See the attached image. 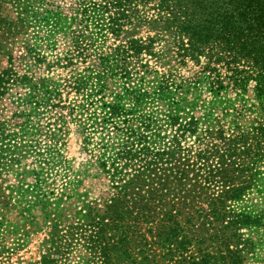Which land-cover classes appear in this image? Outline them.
Wrapping results in <instances>:
<instances>
[{
	"label": "trees",
	"instance_id": "trees-1",
	"mask_svg": "<svg viewBox=\"0 0 264 264\" xmlns=\"http://www.w3.org/2000/svg\"><path fill=\"white\" fill-rule=\"evenodd\" d=\"M3 2L0 29L12 26L1 17ZM75 6L85 30L115 40L114 55L99 60L104 70H118L129 81L136 73L132 64L136 71L143 69L141 82L149 75L144 58L155 56L154 39L118 42L134 21L169 30L178 64L191 63L197 70L191 83L172 86L163 77L152 90L128 86L127 136L108 156L103 150L97 157L114 191L102 209L85 210L86 223L68 226L67 239L80 240L89 232L99 264H112V250L128 255V264H245L248 256L253 259L255 247L264 246V232L257 233L264 226V210L254 215L238 204L249 190L264 189V0H76ZM82 43L75 41L74 49ZM94 75L79 78L73 91L99 79ZM201 86L213 97L231 92L243 100L250 92L251 125L210 120L214 100L196 116V101L179 90ZM101 90L100 85L95 92ZM160 100L162 106L144 111L145 103ZM106 108L109 118L120 116L117 102ZM244 229L253 235L245 236Z\"/></svg>",
	"mask_w": 264,
	"mask_h": 264
},
{
	"label": "rangeland",
	"instance_id": "rangeland-1",
	"mask_svg": "<svg viewBox=\"0 0 264 264\" xmlns=\"http://www.w3.org/2000/svg\"><path fill=\"white\" fill-rule=\"evenodd\" d=\"M75 1L2 3L1 17L12 26L6 27L9 31L5 26L0 29V135H15L0 138V264H99L98 246L95 250L89 232L73 241L66 235L69 225L86 223L85 210L102 209V202L114 191L97 157L103 150L108 156L107 151L127 136L128 122L123 119H128L124 113L131 108L128 86L142 84L152 90L163 77L172 86L194 81L197 67L178 64L171 32L148 22L134 21L118 42L131 37L154 39L155 56L144 58L149 75L141 82L143 69L136 71L132 64L136 73L129 81L118 70H104L99 60L114 55L115 40L85 30ZM75 41L84 42L79 50L73 47ZM90 73L100 75L99 79H88V86L75 93V82ZM100 85L102 90L96 93ZM179 95L196 101V116L214 100L217 106L211 107L210 120L238 122L246 128L255 119L250 92L243 100L231 92L213 97L201 86L188 93L180 89ZM115 102L120 116L109 118L106 106ZM162 104L161 100L145 103L143 109L148 112ZM238 205L254 215L260 213L264 189L249 190ZM242 231L253 235L248 229ZM257 231L263 233L264 226ZM67 244L71 246L65 249ZM254 250L253 259L248 256L245 264H264V246ZM110 255L112 264H128V255L113 250Z\"/></svg>",
	"mask_w": 264,
	"mask_h": 264
}]
</instances>
